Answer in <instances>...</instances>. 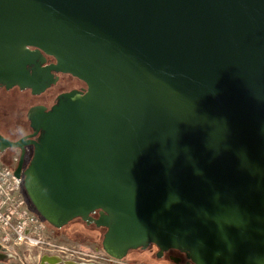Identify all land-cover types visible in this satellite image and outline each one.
I'll return each mask as SVG.
<instances>
[{
	"label": "water",
	"instance_id": "water-1",
	"mask_svg": "<svg viewBox=\"0 0 264 264\" xmlns=\"http://www.w3.org/2000/svg\"><path fill=\"white\" fill-rule=\"evenodd\" d=\"M53 71L86 93L31 109L17 142L0 135L48 225L99 212L117 261L155 245L264 264V0H0V85L40 95Z\"/></svg>",
	"mask_w": 264,
	"mask_h": 264
},
{
	"label": "rangeland",
	"instance_id": "rangeland-1",
	"mask_svg": "<svg viewBox=\"0 0 264 264\" xmlns=\"http://www.w3.org/2000/svg\"><path fill=\"white\" fill-rule=\"evenodd\" d=\"M38 102L39 99H34L29 93H21L18 91H13L11 93L0 92V128L6 131L8 126L16 122L18 116H20L22 123V119L25 118L24 116H26L29 108ZM21 125L22 124H20V126ZM19 129V133L21 134L29 132L25 125H22ZM0 156L3 157L2 155ZM23 192L33 214L37 215L45 222L31 203L25 188ZM105 233L106 230H98L95 226H89L84 224L81 220H75L60 230L48 225L46 236L49 242L65 251L63 254L65 257L64 259L70 262L75 261L78 263L85 262L95 264H164V262L160 260L157 261V263L151 261L150 256L141 250L131 251L122 261L107 262L102 247ZM10 250L13 252V254H11L13 257L9 256L6 260L0 259V264H41L42 255L38 250L28 251L17 246H14L12 249L10 248ZM0 254H5L1 246Z\"/></svg>",
	"mask_w": 264,
	"mask_h": 264
},
{
	"label": "built area",
	"instance_id": "built-area-1",
	"mask_svg": "<svg viewBox=\"0 0 264 264\" xmlns=\"http://www.w3.org/2000/svg\"><path fill=\"white\" fill-rule=\"evenodd\" d=\"M15 170L16 167L7 164L0 156V246L8 258L13 257L10 248L17 246L28 251L38 250L42 258L57 257L70 262L64 259L62 248L49 242L46 236L48 225L30 211L23 192V179L15 177ZM105 255L107 262L117 261Z\"/></svg>",
	"mask_w": 264,
	"mask_h": 264
},
{
	"label": "flooded vegetation",
	"instance_id": "flooded-vegetation-1",
	"mask_svg": "<svg viewBox=\"0 0 264 264\" xmlns=\"http://www.w3.org/2000/svg\"><path fill=\"white\" fill-rule=\"evenodd\" d=\"M30 51L35 53L39 57L44 58L45 62L44 64H41V67L47 68L52 65H57V61L54 57H49L43 54L40 55V53L35 48H31ZM28 68L29 70H31L33 66L28 67ZM52 75L54 76L55 83L49 89H47L44 93L40 95H33L31 90L29 89L21 90L18 86H14L12 89L7 90L6 86L0 85V92L11 93L13 91H18L21 93H29L34 99L36 98L39 99L38 103L34 104L33 106L29 108L28 112L26 113V116H24L25 118L22 119V123H21L20 116H18V119H16V122H14L13 125L8 126L6 128V131H3L0 128V135L2 137L10 141L17 142L21 140L22 138L31 135L33 131L30 128V122L28 118V114L31 109L44 108L46 111H50L58 103L59 97L61 95L71 93L73 91H78L82 93H86L87 91V85L85 83H83L82 81L70 75H64V74L54 72V71L52 72ZM20 124H22L23 126L25 125L28 128L29 132L26 134L19 133L20 131L19 128L22 126V125L20 126ZM0 155L3 156L2 158L7 164L17 168L19 165L20 159H21L22 151L20 149H12L4 153H0ZM32 158H33V148L28 147L26 148V157H25L24 164L22 167V172H25L27 170V168L29 167L31 163ZM29 209L32 212L30 207ZM99 214H100L99 212H96L95 214H93L91 216V220L89 221H83L81 219L80 220L86 225L95 226L94 220L99 217ZM97 229L105 230V229H99V228ZM141 251L148 254L150 256V260L156 263L157 261L160 260V261H163L164 264H193L188 259L187 255L181 251L169 250V251L161 252V250L155 245H150L146 250H141Z\"/></svg>",
	"mask_w": 264,
	"mask_h": 264
},
{
	"label": "trees",
	"instance_id": "trees-1",
	"mask_svg": "<svg viewBox=\"0 0 264 264\" xmlns=\"http://www.w3.org/2000/svg\"><path fill=\"white\" fill-rule=\"evenodd\" d=\"M24 188V187H23ZM80 220V219H79ZM85 224V223H84Z\"/></svg>",
	"mask_w": 264,
	"mask_h": 264
}]
</instances>
